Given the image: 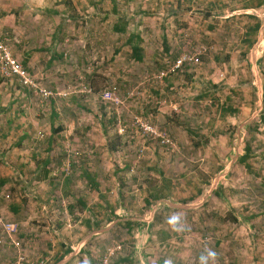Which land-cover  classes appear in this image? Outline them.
<instances>
[{"label":"rangeland","instance_id":"obj_1","mask_svg":"<svg viewBox=\"0 0 264 264\" xmlns=\"http://www.w3.org/2000/svg\"><path fill=\"white\" fill-rule=\"evenodd\" d=\"M82 1L62 17L89 24L63 21L51 60L21 29L30 1L0 0V42L33 81L0 59V203L34 197L13 219L23 253L264 264V0Z\"/></svg>","mask_w":264,"mask_h":264},{"label":"crops","instance_id":"obj_2","mask_svg":"<svg viewBox=\"0 0 264 264\" xmlns=\"http://www.w3.org/2000/svg\"><path fill=\"white\" fill-rule=\"evenodd\" d=\"M29 1L30 2H28V4H26L28 7L27 8V15H25V18H28V19H26V21H27L26 26H24V28H23L24 23L21 24L20 22H18L19 24H21V29H27L29 31L28 34L32 33L35 36V37L30 38L29 41H37V42H40L41 45L42 44H44V45L50 44L49 47L47 48V50H50V51L46 50V52L50 53L52 51V55L49 56V58L51 60L52 59L57 60L60 57L65 56V54L67 55L66 51L62 53L59 51V49H57L60 47L56 46L58 44H62L64 41L63 37L65 36V33H64L65 29L63 27V23H64L63 21L69 20V28L74 29L76 31L79 30L78 28H81L84 26L86 27V25H88L89 23H87L85 25L78 24L76 17H74L73 15H69V17L66 18V20H64V18L62 17L63 12H71V10H72L71 8H73V12H78L79 6L86 7V6H88V4L85 5L84 3H82L83 2L82 0H65L64 3L61 0H29ZM78 3H80L81 5L77 6ZM64 8H67V9H64ZM88 10L89 9L87 7V11ZM37 12H38V14H40L41 19L44 17L41 22H40L41 19L38 20L36 17ZM19 16L20 15L17 14V17H19ZM47 17H48V19H46ZM21 19H24V17H21ZM50 19L54 20L56 22V24L54 22H49ZM36 20L38 21L37 23H35ZM59 20H61L62 22L60 23ZM116 27H117V25H116ZM50 29L53 30L51 33H50V31H51ZM62 33H63V35H62ZM74 33H75V31H74ZM71 45L74 47L77 46L76 44H73V43H71ZM86 49H88V47ZM53 51H55V52H53ZM84 53H88V52L84 51ZM78 54H82V52L78 53ZM90 54H91V52H89L88 56H90ZM8 107H10V104L8 105ZM6 123H7V128L9 130H11L13 123H14L13 119H8L6 121ZM39 134H42V133H39ZM45 183L46 182H41L40 184L44 185ZM38 184L37 185L35 184L33 187L37 188ZM6 196L8 198L9 195H6ZM36 197L41 198L38 195ZM31 199L33 200L34 197L32 196L31 198H28V197L22 196V198H16V200L12 201V202H16V203L11 204V205H2V203H0V221L3 220V216L6 215V216L12 218L11 222L19 223V225L22 224V222H17L13 219H14V217L18 218V219H21V218L26 219L28 217H31V214L27 208V205L30 204ZM55 199L56 198H54V197L50 198V199L41 198L40 200H38V202L40 204H47L49 202V200L54 201ZM57 200H59V199L57 198ZM63 201H64V199H63ZM20 230H21L20 233L22 234L23 231H22V229H20ZM20 233L18 235V238L21 239V241L23 242L24 237H22L20 235ZM0 234H1V223H0ZM25 234L26 233L24 232V236H25ZM0 241H2V240H0ZM6 243L8 244L7 248H5L4 245L0 242V257H1L0 263H4V262L8 261L7 258L5 257V255L3 254V252H6L7 250H9V252H7L8 253L7 255L9 258V261H8L9 263H7V264H18V250L15 248L14 244H12L8 239H6ZM22 250L25 251L24 245L22 247ZM77 252L78 251L75 250L73 254L76 255ZM63 256L64 257L67 256L66 253L64 254V251H63L61 257H63ZM63 258H61L60 260H57L56 263H54V264H69V261L66 259H63ZM10 259H11V261H10ZM46 261L48 262V260H46ZM23 264H45V260L41 259L38 262V261L31 260V259H27V261H25ZM76 264H78V262H76Z\"/></svg>","mask_w":264,"mask_h":264},{"label":"built area","instance_id":"obj_3","mask_svg":"<svg viewBox=\"0 0 264 264\" xmlns=\"http://www.w3.org/2000/svg\"><path fill=\"white\" fill-rule=\"evenodd\" d=\"M1 48V63L4 67H6L5 72L9 76H15L20 79H23L26 83L31 84L33 81L29 78L25 67L18 61L11 52L7 49L6 45L0 42ZM183 60L180 59L175 66L180 67L183 64ZM112 92V91H111ZM111 92H108L106 96L110 97ZM46 94H49L46 92ZM1 236L7 237V239L14 244L15 248L18 250V264H23L27 261V255L23 253L22 247L23 242L18 238L20 233V225L19 223L1 220ZM1 240V239H0Z\"/></svg>","mask_w":264,"mask_h":264},{"label":"clouds","instance_id":"obj_4","mask_svg":"<svg viewBox=\"0 0 264 264\" xmlns=\"http://www.w3.org/2000/svg\"><path fill=\"white\" fill-rule=\"evenodd\" d=\"M215 255H216V253L212 252V251H208L207 255H201V257H200L201 264H207L208 258L209 257H215Z\"/></svg>","mask_w":264,"mask_h":264},{"label":"trees","instance_id":"obj_5","mask_svg":"<svg viewBox=\"0 0 264 264\" xmlns=\"http://www.w3.org/2000/svg\"><path fill=\"white\" fill-rule=\"evenodd\" d=\"M260 25H257L256 29L259 28ZM134 53H135V56L138 60H141V55H140V48H138L137 46L134 47L133 49ZM4 180V179H3ZM5 182V181H4Z\"/></svg>","mask_w":264,"mask_h":264}]
</instances>
